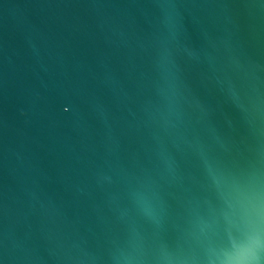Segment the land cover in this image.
Returning <instances> with one entry per match:
<instances>
[{"label": "water", "instance_id": "water-1", "mask_svg": "<svg viewBox=\"0 0 264 264\" xmlns=\"http://www.w3.org/2000/svg\"><path fill=\"white\" fill-rule=\"evenodd\" d=\"M210 170L264 196V0H0L2 264H205Z\"/></svg>", "mask_w": 264, "mask_h": 264}, {"label": "snow or ice", "instance_id": "snow-or-ice-1", "mask_svg": "<svg viewBox=\"0 0 264 264\" xmlns=\"http://www.w3.org/2000/svg\"><path fill=\"white\" fill-rule=\"evenodd\" d=\"M210 178L216 215L201 227L202 233H213L206 241L212 255L205 264H264V196L227 171L210 170ZM163 264L184 262L165 255Z\"/></svg>", "mask_w": 264, "mask_h": 264}]
</instances>
